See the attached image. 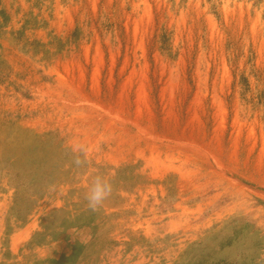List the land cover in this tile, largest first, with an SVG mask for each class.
<instances>
[{
	"label": "rangeland",
	"instance_id": "1",
	"mask_svg": "<svg viewBox=\"0 0 264 264\" xmlns=\"http://www.w3.org/2000/svg\"><path fill=\"white\" fill-rule=\"evenodd\" d=\"M0 264H264V0H0Z\"/></svg>",
	"mask_w": 264,
	"mask_h": 264
},
{
	"label": "clouds",
	"instance_id": "2",
	"mask_svg": "<svg viewBox=\"0 0 264 264\" xmlns=\"http://www.w3.org/2000/svg\"><path fill=\"white\" fill-rule=\"evenodd\" d=\"M73 153L87 154V150L82 145H77L72 148ZM73 163L80 167L84 164L79 155H75ZM54 191V189H52ZM113 188L110 181L102 176H96L88 191L85 194V200L87 201V207L91 211L98 210L104 203V201L112 194Z\"/></svg>",
	"mask_w": 264,
	"mask_h": 264
}]
</instances>
